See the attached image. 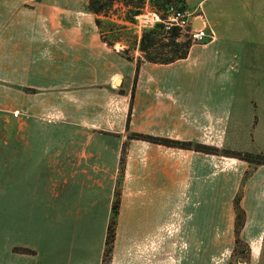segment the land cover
Masks as SVG:
<instances>
[{"label": "crops", "instance_id": "crops-1", "mask_svg": "<svg viewBox=\"0 0 264 264\" xmlns=\"http://www.w3.org/2000/svg\"><path fill=\"white\" fill-rule=\"evenodd\" d=\"M186 2L208 38L187 59L158 65L106 43L89 3L0 0V170L48 182L47 224L70 221L76 247L67 256L56 239L43 248L31 204L33 221L0 264H103L115 201L104 173L120 154L105 133L127 140L111 264H169V221L192 246L176 264H264V164L194 147L264 155V75L246 69L249 51L264 48V0ZM88 180L102 187L89 190Z\"/></svg>", "mask_w": 264, "mask_h": 264}, {"label": "rangeland", "instance_id": "rangeland-1", "mask_svg": "<svg viewBox=\"0 0 264 264\" xmlns=\"http://www.w3.org/2000/svg\"><path fill=\"white\" fill-rule=\"evenodd\" d=\"M61 1V3H68L70 1L72 5H79L83 7L85 4L89 3V0H54ZM168 9H160L157 12H154L149 5H147L143 11L142 15L136 17V23L125 22V18L127 16L128 8L125 6V0H117L114 4L113 9L109 11L107 16H100L99 19L103 21L101 32L104 34V39L107 40L111 46H113L117 51H121L125 54V51L128 50V55L130 58L137 59L139 54L142 55V52L139 50L140 41L142 38V34L144 29L153 27L156 23L162 22V18L165 19L166 22L171 24ZM151 14V15H150ZM153 14V15H152ZM116 25V26H115ZM199 28V27H196ZM194 45L198 42H194ZM263 48V47H262ZM126 55V54H125ZM127 56V55H126ZM247 62V73L254 75H264V48L262 51H249ZM144 59V58H143ZM259 61L263 63L261 67L257 66L260 64ZM256 66V67H255ZM247 74V75H248ZM262 87L263 85L250 84V87L256 88ZM18 113L19 112H14ZM15 117V116H14ZM15 119V118H14ZM39 122V121H35ZM1 125V124H0ZM1 129V127H0ZM11 130L9 129V134ZM105 141H109L111 144L113 143V149L119 151V162L113 165V169L107 170L104 173V181L103 186L108 188L114 192L115 198L118 193L121 194L123 189V183L125 179V161H126V151H127V140L122 138L120 134L108 133L102 136ZM1 140V136H0ZM2 141V140H1ZM1 145V143H0ZM119 145L120 147H116ZM217 149L216 155H222L224 157H232L233 153H250L245 151L238 150H230L227 148H215ZM254 154V153H250ZM258 155V154H254ZM264 157V155H262ZM238 159V158H236ZM252 166H258L259 164H251ZM107 166V165H106ZM111 167V166H110ZM0 263L2 260H5L6 257H10V244L15 243L18 239L24 238V229L23 225L26 222L33 221V218L29 215V212L26 211L27 207L33 204L34 206H39V211L34 213V222H38V227L34 226L35 233L38 230L39 244L43 243V248L46 247V244L56 242L59 246L58 253L60 254L61 250L63 253L71 254L75 252V248L73 250L70 248L71 240L73 239V230L74 227L68 221V223L58 224L52 222L49 226L47 224V215L49 214L45 206H47L46 201V185L48 182L46 180L41 179L36 173L28 174L25 176L31 175L27 179H23V176H18L17 172L13 167L8 169L2 168L0 170ZM42 176L41 174H39ZM19 177L21 180H17ZM24 181L26 184H24ZM87 187L90 189H97L98 187H102L101 183L95 184L94 180L87 181ZM218 183V182H217ZM17 207L23 209V211L18 210ZM52 211H50L51 213ZM113 216V213H112ZM111 216V219H112ZM111 221V220H110ZM171 226L168 227V261L169 264H176L177 260L175 253L181 252L184 250H188L190 253L192 251V246L183 241H178L175 239L176 235L182 233L183 227L180 222L177 221H169ZM57 235L55 236V230ZM50 232L48 233V231ZM154 231V229H152ZM95 236H101V228L98 226L95 229ZM108 231V229H107ZM154 233V232H153ZM61 235V238H60ZM89 238L91 237V231L89 230ZM116 237V235H115ZM91 239V238H90ZM89 239V240H90ZM49 242V243H48ZM77 242V241H76ZM92 245V243H89ZM89 245V246H90ZM62 247V249L60 248ZM84 247V244L81 245ZM115 241L112 244V249L114 251ZM70 249V250H69ZM88 250L91 251V248ZM107 246L105 249L106 254ZM89 251V253H90ZM113 251L108 257H104L103 264H111ZM185 252V251H184ZM92 254V251H91ZM90 254V255H91ZM190 262V261H189Z\"/></svg>", "mask_w": 264, "mask_h": 264}, {"label": "trees", "instance_id": "trees-1", "mask_svg": "<svg viewBox=\"0 0 264 264\" xmlns=\"http://www.w3.org/2000/svg\"><path fill=\"white\" fill-rule=\"evenodd\" d=\"M117 0H89V12L97 16H107L109 11L113 9ZM149 5L154 12L160 9H168L170 6H175L181 11H188L186 0H125V6L128 8L125 22L136 23V17L143 14L145 7ZM99 29H102L103 21L96 20ZM116 26V25H115ZM102 33V32H101ZM104 39V38H103ZM106 43L111 45L107 40ZM194 43L188 33H184L179 27L171 25L162 18V22L156 23L153 27L146 28L143 31L140 41L139 50L143 54L146 62L158 65H170L179 61L187 59L191 53ZM128 50L125 54L128 55ZM139 64L137 67L138 75ZM138 138L173 148H192V143H185L173 141L165 138L152 137L147 135H138ZM196 150L206 152L209 154H217V149L207 148L200 145L194 146ZM233 157L247 161L250 164H264V157L262 155H254L250 153H233ZM121 201V194L116 195L113 209L112 219L110 221L107 237H106V254L105 257L112 253V244L115 241L116 229L118 224L119 206ZM237 220L242 219V214L239 209L238 200L236 201Z\"/></svg>", "mask_w": 264, "mask_h": 264}, {"label": "built area", "instance_id": "built-area-1", "mask_svg": "<svg viewBox=\"0 0 264 264\" xmlns=\"http://www.w3.org/2000/svg\"><path fill=\"white\" fill-rule=\"evenodd\" d=\"M168 14L171 21V25L179 27L184 33H188L194 42L202 43L208 38L207 32L203 28H193L194 18L188 14V12L181 11L175 6L168 8ZM15 117L19 114L15 113Z\"/></svg>", "mask_w": 264, "mask_h": 264}, {"label": "water", "instance_id": "water-1", "mask_svg": "<svg viewBox=\"0 0 264 264\" xmlns=\"http://www.w3.org/2000/svg\"><path fill=\"white\" fill-rule=\"evenodd\" d=\"M197 26L195 24H193V28H196Z\"/></svg>", "mask_w": 264, "mask_h": 264}]
</instances>
